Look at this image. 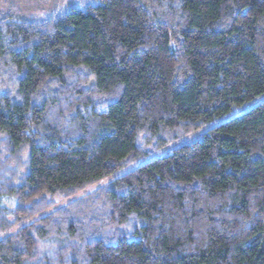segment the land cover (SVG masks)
I'll return each mask as SVG.
<instances>
[{
    "label": "trees",
    "instance_id": "obj_1",
    "mask_svg": "<svg viewBox=\"0 0 264 264\" xmlns=\"http://www.w3.org/2000/svg\"><path fill=\"white\" fill-rule=\"evenodd\" d=\"M0 147V264H264V0L0 12Z\"/></svg>",
    "mask_w": 264,
    "mask_h": 264
},
{
    "label": "rangeland",
    "instance_id": "obj_2",
    "mask_svg": "<svg viewBox=\"0 0 264 264\" xmlns=\"http://www.w3.org/2000/svg\"><path fill=\"white\" fill-rule=\"evenodd\" d=\"M79 6V0H0V12L5 13V14H13L14 16L20 17L22 19H32V20H41L44 19L46 16H51V15H59L61 13H65L68 10H70L73 7H78ZM249 106H244L241 107L240 110L238 111H234L229 115V118H232L233 116H236L242 112H245L246 110H248ZM222 121H225L224 119H220L218 121H216L217 123H220ZM197 132L194 133L193 135L187 137V140H192L196 137L199 136V134L201 133ZM176 145H171L161 151L158 152H153L149 158L143 160L142 162H145L146 160L152 159V158H156V157H160L164 154H166L167 152H169L171 149H173ZM2 152V153H1ZM0 153L2 154V160L6 159L7 154L4 152V150L2 149V147H0ZM23 161L25 162L27 159V154L22 156ZM137 165V164H135ZM9 169L7 171L11 172L13 175L16 174L19 176H22L23 174L26 173V168H22V169H17V161H13L10 163V165H8ZM133 168V167H130ZM126 171V170H124ZM122 171V172H124ZM117 175V174H116ZM116 175H113L112 177H110L109 179H107L106 181L102 182L101 184H97V185H92V186H88L86 189H84L83 191L77 193L75 196L68 198V199H64L61 197H55V198H50L51 201L54 203V208H59L61 206H64L66 204H68L71 200L75 199V198H80L82 196H84L85 194H89L94 192L98 187L103 186L105 184L110 183L115 177H117ZM5 204L12 210V208L15 205L14 201L6 202ZM8 221H10L11 223H13V218L11 216H7L6 218ZM19 229V227H15L9 231H7L6 233H1L0 234V238H5L9 235L14 234L17 230Z\"/></svg>",
    "mask_w": 264,
    "mask_h": 264
}]
</instances>
